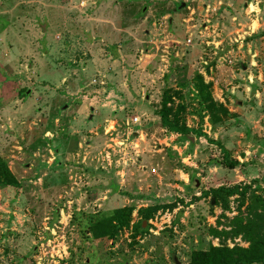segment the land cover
I'll return each mask as SVG.
<instances>
[{
	"label": "rangeland",
	"instance_id": "rangeland-1",
	"mask_svg": "<svg viewBox=\"0 0 264 264\" xmlns=\"http://www.w3.org/2000/svg\"><path fill=\"white\" fill-rule=\"evenodd\" d=\"M198 75L229 115L217 123ZM163 97L193 132L161 126ZM0 158L18 183L0 184V264L246 248L209 231L264 196V0H0ZM244 186L245 200L212 196ZM123 208L128 228L95 239L89 227Z\"/></svg>",
	"mask_w": 264,
	"mask_h": 264
},
{
	"label": "trees",
	"instance_id": "trees-1",
	"mask_svg": "<svg viewBox=\"0 0 264 264\" xmlns=\"http://www.w3.org/2000/svg\"><path fill=\"white\" fill-rule=\"evenodd\" d=\"M196 91L205 105V110L208 112L210 118L217 123L222 118L221 116H229L222 105L215 103L209 93V85H206L203 78L198 75L196 77ZM170 99L163 97L160 103V109L157 113L161 126L167 131L186 136L193 132L184 125H180L175 118H171V110L168 107ZM197 136H204L201 132L195 131ZM183 137V141L186 140ZM211 144H217L214 141H209ZM218 145V144H217ZM222 152L227 159V153L222 149ZM227 167L234 169L238 163L227 161ZM0 184L4 186H18L16 180L12 177L7 168L6 163L0 158ZM250 191L249 187H232L219 188L212 191V196L216 203H226L224 200L234 196L245 200L247 193ZM207 195V193H204ZM242 205V203H241ZM244 205V202H243ZM227 208V207H225ZM150 210L142 211V219L147 221L150 218ZM132 209L123 208L111 213L110 217L97 221L91 225L90 231L95 239L101 237H115V235L123 228H128ZM136 229L142 230V225H136ZM209 234L213 238L221 237L222 235H230L232 238L240 237L248 246L246 248L234 246L228 248L225 246L214 247L209 245L206 249L193 250L189 255L188 264H264V196H257L252 192L249 196L246 215L235 217L230 225L228 233L225 231H217L211 229Z\"/></svg>",
	"mask_w": 264,
	"mask_h": 264
},
{
	"label": "water",
	"instance_id": "water-1",
	"mask_svg": "<svg viewBox=\"0 0 264 264\" xmlns=\"http://www.w3.org/2000/svg\"><path fill=\"white\" fill-rule=\"evenodd\" d=\"M174 264H176L175 260H174Z\"/></svg>",
	"mask_w": 264,
	"mask_h": 264
}]
</instances>
